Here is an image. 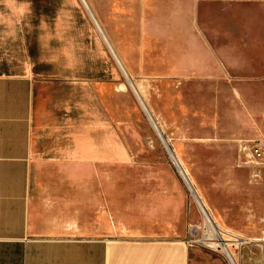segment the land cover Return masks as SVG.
Returning a JSON list of instances; mask_svg holds the SVG:
<instances>
[{"label": "crops", "instance_id": "1", "mask_svg": "<svg viewBox=\"0 0 264 264\" xmlns=\"http://www.w3.org/2000/svg\"><path fill=\"white\" fill-rule=\"evenodd\" d=\"M31 4L0 0V264H199L196 248L183 240L197 212L178 188L154 194L127 186L125 172L96 169L125 160L127 148L110 115L109 80L121 68L93 29L84 33L81 54L77 38L70 42L80 19L92 28L87 11L78 0H57L46 12ZM234 145L237 155L236 139ZM154 203L169 213L152 210ZM258 219V236L230 229L241 241L264 240V206Z\"/></svg>", "mask_w": 264, "mask_h": 264}, {"label": "rangeland", "instance_id": "2", "mask_svg": "<svg viewBox=\"0 0 264 264\" xmlns=\"http://www.w3.org/2000/svg\"><path fill=\"white\" fill-rule=\"evenodd\" d=\"M31 1L32 11L57 6V0ZM78 2L92 28L80 19L78 34L73 32L70 42L74 45L77 38L81 54L84 33L93 29V37L115 64L99 25L119 60L116 42H121L129 78L164 139L162 143L121 70L109 80V101L111 122L126 143L127 157L96 164V169L125 172L127 186H142L154 194L178 188L191 210L196 209L197 221L196 204L171 160L174 152L198 184L212 209L207 206V213L219 227L223 223L229 233L232 229L260 235L264 177L253 179L238 164L234 141L264 135V0H85L98 23L83 0ZM72 9L82 15L80 7ZM102 64L96 69L107 68ZM121 81L127 85L124 90L117 88ZM111 136L118 139L113 131ZM166 143L173 151L170 155ZM191 181L187 179L201 200ZM152 207L160 213L170 211L166 205ZM224 233L226 238L235 235ZM193 245L199 264H226L219 253ZM239 254L240 264H264V240L247 238Z\"/></svg>", "mask_w": 264, "mask_h": 264}, {"label": "built area", "instance_id": "3", "mask_svg": "<svg viewBox=\"0 0 264 264\" xmlns=\"http://www.w3.org/2000/svg\"><path fill=\"white\" fill-rule=\"evenodd\" d=\"M236 145L238 164L250 168L253 179H261L264 176V136L240 137L236 139ZM187 189L196 204L200 219L187 222L184 242L188 245L198 244L219 253L226 264H239V247L244 241L239 240V236L226 240L222 238L220 231L209 229L207 210L194 197L191 188L187 186Z\"/></svg>", "mask_w": 264, "mask_h": 264}, {"label": "bare ground", "instance_id": "4", "mask_svg": "<svg viewBox=\"0 0 264 264\" xmlns=\"http://www.w3.org/2000/svg\"><path fill=\"white\" fill-rule=\"evenodd\" d=\"M83 2H84V4L86 5V7L88 8V12L90 13V16L92 17V19L94 20V21H97L96 20V18H95V16H94V14H93V12H92V10L91 9H89V7L87 6V4H86V2H85V0H83ZM97 23H98V21H97ZM99 25V24H98ZM98 30H99V32H100V34L102 35V37L104 38V41L106 42V45L110 48V50H111V52L114 54V57L116 58V62L118 63V65L120 66V68H121V70H122V72L125 70L124 69V67L122 66V64L120 63V60H119V58H118V56H116L115 55V51H113V49H112V46L110 45V43H109V41H108V39H107V37L105 36V34H104V32H103V30L101 29V27H100V25H99V27H98ZM160 135H161V133H160ZM162 136V135H161ZM162 140H164L163 139V136H162ZM174 164H176V168L178 169V171L180 172V174H181V176L183 177V179H184V181H185V184H186V187L188 186L189 188H192L191 186H189V183L187 182V179H186V177L183 175V173H182V171L180 170V168H179V166H178V164L176 163V162H174ZM185 170V169H184ZM192 190V189H191ZM192 193H193V191H192ZM195 197V196H194ZM198 199H199V197H198ZM198 202H200V205H202L204 208H205V210H207V205L205 204L204 205V203L199 199V201ZM208 211V210H207ZM209 213V212H208ZM209 216H208V221H207V224H208V226H209V229H213L214 231H220L221 233H220V235H222L223 237L222 238H224V239H228V238H226L225 236H224V230L226 231V233H228L230 236L232 235V234H234V233H229V231L230 230H228L227 228H224V227H222V226H218L217 224H216V222L214 221V219L212 218V216L210 215V213L208 214ZM222 228L224 229V230H222ZM237 234V233H236ZM233 237L235 236V235H232ZM236 237V236H235ZM226 242H228V241H226ZM229 248V247H228ZM229 250V249H228ZM231 250V249H230ZM232 251V250H231Z\"/></svg>", "mask_w": 264, "mask_h": 264}, {"label": "water", "instance_id": "5", "mask_svg": "<svg viewBox=\"0 0 264 264\" xmlns=\"http://www.w3.org/2000/svg\"><path fill=\"white\" fill-rule=\"evenodd\" d=\"M124 73H125V76H126V78H127L128 83H129V85L131 86V88H132V90H133V92H134V94H135V97H136L138 103L140 104L141 108L143 109L145 115H146V116H149L148 118L151 119L150 115H148L149 112L147 111L145 105L142 103V100L140 99V97H139L138 94L136 93V91H135V89H134V87H133V85H132V82H131V80H130V78H129V76L127 75V73H126L125 70H124ZM151 120H152V119H151ZM152 122H153V120H152ZM153 124H154V123H153ZM154 126H155L154 129L157 130V132H158V129H156V125H155V124H154ZM157 136L159 137L160 140H162V136L160 135L159 132L157 133ZM167 153H168V152H167ZM168 155H169V153H168ZM174 165H175V167H176V164H174ZM178 173H179V175L181 176V174H180L179 171H178ZM181 178H182V180L184 181V179H183L182 176H181ZM184 182H185V181H184Z\"/></svg>", "mask_w": 264, "mask_h": 264}]
</instances>
